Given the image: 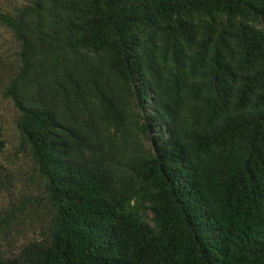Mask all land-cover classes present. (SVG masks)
Listing matches in <instances>:
<instances>
[{"label":"trees","instance_id":"trees-1","mask_svg":"<svg viewBox=\"0 0 264 264\" xmlns=\"http://www.w3.org/2000/svg\"><path fill=\"white\" fill-rule=\"evenodd\" d=\"M6 6L0 264H264V0Z\"/></svg>","mask_w":264,"mask_h":264},{"label":"rangeland","instance_id":"rangeland-1","mask_svg":"<svg viewBox=\"0 0 264 264\" xmlns=\"http://www.w3.org/2000/svg\"><path fill=\"white\" fill-rule=\"evenodd\" d=\"M23 1L26 0H0V7L5 8L7 7L6 5L8 3L16 4L18 2H23ZM0 32L5 34V30L1 27H0ZM10 125L11 123L9 121L7 124L8 129L11 127ZM24 184H25L24 180L20 176H17L13 180V185L9 186L8 188H4L0 186V210L5 209L7 206H11L16 201L18 193L24 188H26ZM23 230H26V227H23ZM31 236L33 235L31 233H28L26 236H22L21 240L27 237L30 238Z\"/></svg>","mask_w":264,"mask_h":264}]
</instances>
